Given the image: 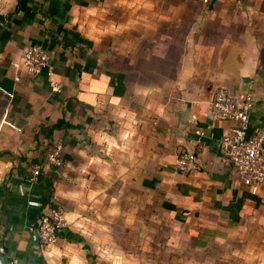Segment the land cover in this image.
<instances>
[{"label": "crops", "instance_id": "0c3cea01", "mask_svg": "<svg viewBox=\"0 0 264 264\" xmlns=\"http://www.w3.org/2000/svg\"><path fill=\"white\" fill-rule=\"evenodd\" d=\"M34 44L61 91L22 66ZM220 87L251 92L264 127V0H0V264H114L130 228L170 221H195L221 264H264V187L221 152L229 122L208 111ZM182 151L197 169H178ZM51 204L68 226L43 246Z\"/></svg>", "mask_w": 264, "mask_h": 264}, {"label": "built area", "instance_id": "2783aa9c", "mask_svg": "<svg viewBox=\"0 0 264 264\" xmlns=\"http://www.w3.org/2000/svg\"><path fill=\"white\" fill-rule=\"evenodd\" d=\"M209 4L213 0H198ZM17 62H13V65ZM21 64L30 74L45 72L49 85L55 92L62 90L63 85L54 78L55 70L47 49L34 44L21 55ZM253 94L246 92L239 99L227 87H220L209 105V115L214 119L229 122V127L220 139V149L241 177L242 182L252 191L264 187V127H251V110ZM62 144L59 143L47 154L50 163L56 166L63 164ZM177 167L183 173H189L199 167L194 152L182 151L177 159ZM42 165L37 163L31 168L28 181L36 183L41 175ZM68 226L65 211L58 205H49L41 214L37 230L40 243L51 246L58 243L60 232ZM7 254L4 226L0 222V256ZM7 264H19L16 258H10Z\"/></svg>", "mask_w": 264, "mask_h": 264}, {"label": "rangeland", "instance_id": "374dc122", "mask_svg": "<svg viewBox=\"0 0 264 264\" xmlns=\"http://www.w3.org/2000/svg\"><path fill=\"white\" fill-rule=\"evenodd\" d=\"M147 226L145 236L132 227L130 243L113 245L114 264H221L217 243L204 246L195 221Z\"/></svg>", "mask_w": 264, "mask_h": 264}]
</instances>
